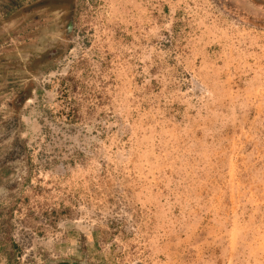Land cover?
<instances>
[{
    "label": "rangeland",
    "instance_id": "374dc122",
    "mask_svg": "<svg viewBox=\"0 0 264 264\" xmlns=\"http://www.w3.org/2000/svg\"><path fill=\"white\" fill-rule=\"evenodd\" d=\"M32 1L0 0L3 105L12 61L63 35ZM68 6L18 110L0 264H264V0Z\"/></svg>",
    "mask_w": 264,
    "mask_h": 264
},
{
    "label": "flooded vegetation",
    "instance_id": "af4514ba",
    "mask_svg": "<svg viewBox=\"0 0 264 264\" xmlns=\"http://www.w3.org/2000/svg\"><path fill=\"white\" fill-rule=\"evenodd\" d=\"M69 1L39 0L32 1L28 5L30 11L39 7L44 14L50 16L53 13H60L62 22L65 24L62 27L63 35L59 41L51 43L40 52L31 53L26 58H17L16 61H12L13 65L11 64V69L23 71L26 76L24 83H26H22L21 88L16 87L14 84L12 87H9L13 93L11 99L4 101L5 105L2 104V99L0 98V110L6 108V113L4 111L0 112V189L12 191L25 182V176L21 175L22 169H25V166L23 162L24 149L19 134L18 110L28 99L29 85L33 82L34 76L43 71L49 60H54L61 55L68 44L73 24L71 19L72 12L68 6ZM33 22L36 23L37 27L29 29L27 32L41 28L44 19L39 16L28 21L30 25L35 26ZM0 195L3 194L0 193Z\"/></svg>",
    "mask_w": 264,
    "mask_h": 264
},
{
    "label": "water",
    "instance_id": "95a60500",
    "mask_svg": "<svg viewBox=\"0 0 264 264\" xmlns=\"http://www.w3.org/2000/svg\"><path fill=\"white\" fill-rule=\"evenodd\" d=\"M56 264H81V263L59 262V263H56Z\"/></svg>",
    "mask_w": 264,
    "mask_h": 264
}]
</instances>
